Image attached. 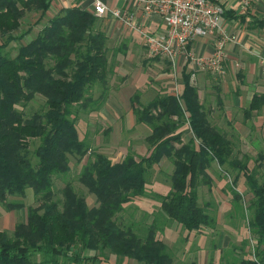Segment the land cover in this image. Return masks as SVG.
Returning a JSON list of instances; mask_svg holds the SVG:
<instances>
[{"label": "trees", "instance_id": "trees-1", "mask_svg": "<svg viewBox=\"0 0 264 264\" xmlns=\"http://www.w3.org/2000/svg\"><path fill=\"white\" fill-rule=\"evenodd\" d=\"M52 1L0 0V204L8 211H26L12 232L0 230V264H33L37 254L44 259L35 264H59L61 258L96 264L108 261L107 250L146 264H198L176 263L157 232H164L170 222L190 232L216 226L212 204L202 203L199 193L201 186L213 188L210 169L215 162L224 177L234 175L228 184L231 204L234 213L241 210L243 218L239 186L245 179L250 196L245 207L251 213L248 226L256 240L249 251L250 238L240 250L233 245V258L219 264H264V179L258 175L264 157L254 160L251 169V156L236 154L234 141L209 120L187 66L182 69L178 94H159L146 104L139 94L133 97L136 121L151 129L146 137L148 153L130 152L119 161L100 152L88 157L79 178L95 195L97 206L90 207L71 182L58 192L55 177L71 170L70 156L82 161L91 149L80 136L74 106L98 111L107 98L109 35L100 27L99 17L80 5L49 16ZM30 11L39 12L38 18L22 29V19ZM247 15L248 11L226 13L227 18L243 22ZM38 25L36 35L25 40ZM16 43L19 46L12 56L8 49ZM96 84L103 86V92L93 99ZM38 94L45 97L47 109L26 116L19 106L25 107ZM263 106L264 95L255 94L245 113L250 116ZM185 129L193 133L187 141ZM33 139L40 144L31 151ZM165 158L173 161L174 171L171 190L155 197L160 199L159 216L143 230L135 222L123 225L118 214L127 203L146 194L151 170ZM28 188L36 204L27 206L23 198ZM60 192L62 197H58ZM86 250L95 253L85 255Z\"/></svg>", "mask_w": 264, "mask_h": 264}, {"label": "rangeland", "instance_id": "rangeland-1", "mask_svg": "<svg viewBox=\"0 0 264 264\" xmlns=\"http://www.w3.org/2000/svg\"><path fill=\"white\" fill-rule=\"evenodd\" d=\"M38 15L39 12H27L22 19V29H27L30 24H33ZM39 27L41 25H38L36 30L32 31L31 35L25 40L34 37ZM18 46V43L10 46L8 53L14 56ZM112 54V52L109 54L107 98L105 101H102L101 108L98 111H92L90 107L74 106V115L77 116V127L80 136L91 145V149L82 161H78L76 157L70 156L71 170L65 175L55 177V188L58 192L67 182H71L80 194L86 196L90 207L97 206L96 197L94 194L88 192V189L79 178L88 157L93 156L96 152H100L112 161H119L130 152L135 153L137 156H143L149 151L146 136L151 133V129L148 125L136 121L132 103L134 95L139 94V100L146 104L159 94L175 93L182 87V68L177 71V74L174 71H168L171 65L163 57L152 60L153 57L149 56L148 51L146 52V50L139 48V46L134 47L125 56L121 53L120 55L116 53L114 57ZM195 77L197 78V76ZM102 92L103 86L96 84L92 89L93 99H97ZM19 108L23 109L26 116L32 115L35 112L45 111L47 109L45 97L38 94L28 105L25 107L19 106ZM184 135V141H187V138L191 137L193 133L185 129ZM39 144V139L31 140V151H34ZM250 158L249 166L252 169L254 168V160L256 158ZM32 159L36 162L35 156ZM213 167L214 169H210V173L214 177L213 188L201 186L199 193L200 201L202 203H211L215 210L218 221L214 228H205L202 232H190L175 222H170L168 226H165L163 219H159V224L164 225L166 228L162 233L158 231L157 236L168 244L176 263L196 261L198 264H219L233 258V252L231 251L233 245H237V250H240L243 241L250 238V243H248V246L246 245L249 251L251 248L248 247L256 243L248 226L251 213L245 208L250 197L249 191L245 187H239V190L243 194V213L245 212L246 214L243 218L241 210L238 213H234L231 204L232 194L229 192L228 184L231 183L234 175L229 174L224 177L220 173L224 174V172L216 162ZM215 170L218 172H215ZM173 171L174 163L168 158L156 164L149 174L146 194L127 203L124 211L118 214V221L123 225L125 224V226L131 222H135L137 223V227H140V230H143L145 225L152 224L155 217L159 216L157 211H160V199H155V197L159 194L166 195L171 190L170 176ZM258 175L260 180H263L264 169L261 172L259 171ZM222 177L227 180V185L224 184L222 188H219L217 181ZM244 183L245 179H242V185ZM221 189L224 191L221 192ZM28 190L30 194L24 197L23 201L27 206L29 204H36L32 188H28ZM58 197H62L61 192ZM21 210H17L18 221L22 217H26L25 208ZM224 213L226 215L223 217ZM84 252L85 255L95 253L91 250ZM105 255L108 257V261L112 260V262L106 261L104 264H116L119 261L121 264H146L138 262L134 258H123L109 250L105 251ZM43 256V254H37L33 258V264H35V261L39 263V261L43 260ZM59 264L75 263H70L65 258H61Z\"/></svg>", "mask_w": 264, "mask_h": 264}, {"label": "crops", "instance_id": "crops-1", "mask_svg": "<svg viewBox=\"0 0 264 264\" xmlns=\"http://www.w3.org/2000/svg\"><path fill=\"white\" fill-rule=\"evenodd\" d=\"M104 1L109 8H129L143 20L142 9L137 0ZM74 5L94 12V0H53L49 16H53L64 7ZM248 12L250 15H247L244 22L239 18H228L225 23V27L234 34V40L228 44L224 59L227 74L220 77L209 71L198 72L195 85L199 88V95L208 112L209 120L234 141L236 154H246L257 159L264 157V106L253 111L250 116L245 113V109L255 94L264 95V2H257ZM99 19L100 27L109 35L108 55L112 52L114 57L116 53L125 56L138 46L147 52L144 39L139 33L125 29L111 14ZM147 26L157 31L164 27V23L157 16L147 21ZM192 47L198 53L209 55L214 50L215 41L213 37H200L192 43ZM183 139L185 140V135ZM217 182L219 188L227 185L224 177ZM240 186L244 187L241 182ZM223 191L221 189V192ZM29 194L27 189L26 195ZM225 215L224 213L223 217ZM24 219L25 217L21 218ZM17 222V210L7 211L0 204V230L7 229L12 232ZM110 261L112 262V260L107 262Z\"/></svg>", "mask_w": 264, "mask_h": 264}, {"label": "built area", "instance_id": "built-area-1", "mask_svg": "<svg viewBox=\"0 0 264 264\" xmlns=\"http://www.w3.org/2000/svg\"><path fill=\"white\" fill-rule=\"evenodd\" d=\"M142 9L140 20L129 8H109L104 0H94V13L102 17L111 14L125 29L139 33L150 57H163L177 74L187 66L191 81L198 72L209 71L216 76L227 74L224 59L228 44L234 34L225 27L226 13L236 15L250 11L257 2L264 0H137ZM160 17L164 27L154 31L147 21ZM200 37H213L215 47L211 54L198 53L192 43ZM175 75V74H174ZM178 94V91L176 92Z\"/></svg>", "mask_w": 264, "mask_h": 264}]
</instances>
